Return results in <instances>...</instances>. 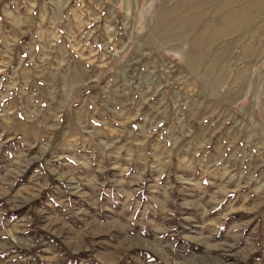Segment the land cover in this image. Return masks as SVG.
Instances as JSON below:
<instances>
[{"label": "rangeland", "instance_id": "374dc122", "mask_svg": "<svg viewBox=\"0 0 264 264\" xmlns=\"http://www.w3.org/2000/svg\"><path fill=\"white\" fill-rule=\"evenodd\" d=\"M0 264H264V0H0Z\"/></svg>", "mask_w": 264, "mask_h": 264}]
</instances>
